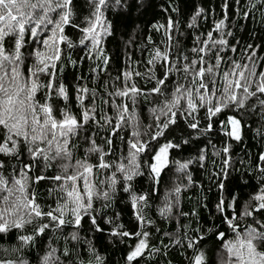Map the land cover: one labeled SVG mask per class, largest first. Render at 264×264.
Segmentation results:
<instances>
[{"label":"snow or ice","instance_id":"1","mask_svg":"<svg viewBox=\"0 0 264 264\" xmlns=\"http://www.w3.org/2000/svg\"><path fill=\"white\" fill-rule=\"evenodd\" d=\"M150 7L0 0V264H264V0Z\"/></svg>","mask_w":264,"mask_h":264},{"label":"trees","instance_id":"2","mask_svg":"<svg viewBox=\"0 0 264 264\" xmlns=\"http://www.w3.org/2000/svg\"><path fill=\"white\" fill-rule=\"evenodd\" d=\"M149 3H151L152 7L148 8L146 12L143 13L142 16H140L139 18L136 17V13H133V17H132V21L130 23L133 24H139L141 25V29H145L147 26V23L151 20H153V17L155 16L156 19H162V14L160 13V7L161 5L164 3V0H148ZM204 3H208V2H212L215 5H218L220 0H203ZM181 3V9H182V13H184L185 15L191 11L192 5L194 4H200L202 3V0H180ZM217 12H219V8H217ZM246 28L247 31L243 32V33H238V37L239 36H243L244 39L248 38V32L252 31L253 29H256L258 32L260 31V29H258L257 25L254 24L251 21H246ZM139 36V34H138ZM188 41H186L187 43ZM256 42H260L259 38H257ZM110 48H112L113 50L117 49V45L116 44H112L110 45ZM247 144H255L256 148H252L250 149L251 151H256L257 148H259V144L257 143L256 140L251 139V134H249V138L246 140V145ZM241 147H245V145H242ZM237 152H239V148L237 149ZM163 193L161 192V195ZM189 195H192V192H189ZM207 195L210 198H214L216 193H215V189H213L212 192L207 193ZM187 203V202H186ZM190 206V204L188 205ZM116 211H121L122 213V219L124 222H127L129 219V211L127 209V207L123 204H120L119 202L117 203L116 206ZM205 216H207V213H205ZM172 227V226H169ZM103 243L107 246V250H108V254H109V258L112 261V264H116V262L119 260L120 258V251H118L117 249H114L111 245H108L107 240H103ZM122 247V246H120ZM169 259L172 260V264H182V257H180L178 255V253H173L171 257H169Z\"/></svg>","mask_w":264,"mask_h":264}]
</instances>
